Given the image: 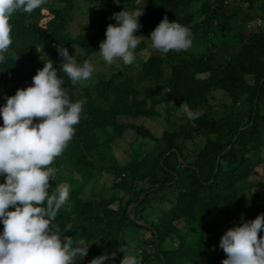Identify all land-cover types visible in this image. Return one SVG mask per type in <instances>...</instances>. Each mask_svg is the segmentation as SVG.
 Segmentation results:
<instances>
[{"label": "trees", "instance_id": "16d2710c", "mask_svg": "<svg viewBox=\"0 0 264 264\" xmlns=\"http://www.w3.org/2000/svg\"><path fill=\"white\" fill-rule=\"evenodd\" d=\"M124 8L144 9L139 21L145 30L164 16L178 20L190 29V47L150 51L141 67L148 81L143 87L122 70L106 78L94 71L73 85L58 46L78 63H91L108 24L116 23L112 14ZM92 9L93 17L75 32L77 14ZM258 16H264V0H45L10 18L0 105L5 94L30 86L50 59L69 98L86 99L73 138L50 165L56 172L49 182L50 192L69 188L54 223L70 228L73 246L80 239L90 243L85 262L77 264H88L104 248L116 249V264L124 254H137L140 264H221L222 235L264 212V180L253 178L264 166V28L254 24ZM143 33L137 32L143 36L135 53L150 50ZM161 105L179 113L161 136L122 120L156 118ZM130 129L142 145L154 142L153 149L149 142L139 151L122 149L119 140ZM104 177L123 195L101 189L98 196Z\"/></svg>", "mask_w": 264, "mask_h": 264}, {"label": "clouds", "instance_id": "9594fccd", "mask_svg": "<svg viewBox=\"0 0 264 264\" xmlns=\"http://www.w3.org/2000/svg\"><path fill=\"white\" fill-rule=\"evenodd\" d=\"M44 2L0 0V64L12 43L10 18L20 10L31 13ZM143 12L124 8L112 14L116 23L108 24L98 51L107 64L117 59L124 64L134 61L143 36L137 35ZM148 40L154 50L167 54L187 50L191 34L187 26L164 16ZM58 54L73 85L91 78L95 68L88 60L78 63L65 46H58ZM64 83L50 59L37 70L30 86L18 88L11 96L5 94L6 102L0 105V223L4 226L0 231V264H77L88 255L90 243L80 239L73 246V238L67 235L70 228L54 223L69 199V188L59 185L49 191L56 172L50 165L73 138L86 103V99L73 102ZM262 229L264 212L229 228L219 242L226 253L221 264H264V236L258 235ZM116 255L115 251L104 252L88 264H116ZM119 264H140V258L124 254Z\"/></svg>", "mask_w": 264, "mask_h": 264}, {"label": "rangeland", "instance_id": "374dc122", "mask_svg": "<svg viewBox=\"0 0 264 264\" xmlns=\"http://www.w3.org/2000/svg\"><path fill=\"white\" fill-rule=\"evenodd\" d=\"M85 10H87V7L84 6V4H83V11H85ZM93 15H94L93 9L91 12H87V13L84 12V13L77 14V16L75 17V21L73 23V28H75L74 31L76 32L77 29L80 27L81 20L91 19L93 17ZM258 17H257L256 23L254 21V24L259 26V19L261 17L260 16H258ZM251 25L252 24H249V27ZM249 27L246 29V32L248 30H250ZM255 28H257V27H255ZM85 29H86L87 33L92 34L93 31H91L90 29H87V28H85ZM141 29L144 31L143 34H144L146 42L149 44L150 50L143 51L141 53H135L134 52L135 59L131 64H124L123 61L120 59H117L112 64H107L102 59L100 54L97 53L94 57H91V63L94 65L96 78L110 77L114 72H118L119 70H122V71H126V72L131 73L135 77V79L138 81L139 87H143V85L148 83V81L146 79H143V75L141 72L142 63H143L144 59L149 55L150 51H157V50H154L151 47L152 42L150 40H148L150 38L151 31L149 29L145 30V28H143V27H141ZM158 108H159L160 114L156 118H145V117H143V118L141 117L138 119L137 118H135V119L123 118L122 120L127 121V122L129 121V123H136V124L151 128L155 135L161 136V134L165 128H167L168 126L171 127L172 124L174 123V121H177L179 119V118H176V116L179 117V113H177V112L175 113L174 110L171 109L172 113L168 114L166 107L164 105L163 106L161 105ZM167 120L168 121L170 120L171 123H168ZM147 142H149V144H150L149 149L150 150L153 149L154 142L150 143V141H146V144H147ZM142 144L143 143H141V139L138 138L136 132L132 129L128 130V132L125 134V136L119 140L120 147L126 151L127 150L132 151V149H133V151L134 150L139 151V150H142L143 147L148 146L145 144V142H144V145H142ZM77 177L80 178L79 175H77ZM253 178H255L257 180H264V166L259 167L256 170V173L254 174ZM101 181H103V183L106 185V187H104V188L100 187V190L98 192L99 193L98 196H100V194H104V193L105 194L106 193L112 194L114 192H116V193L118 192V194L123 195L122 190H119V189L113 190L112 180H108V178L105 179V177H104V180H101ZM0 182H3V177H0ZM65 186L68 187V184H65ZM101 189L104 190V193L101 192ZM255 191H257V189H255ZM118 204L119 203L116 202L113 205V207H118ZM9 210H13V209L10 207ZM131 210L133 212V206L131 207ZM3 227H4L3 224L0 223V231L3 230ZM146 239L147 240L151 239V234L149 232L146 233ZM103 250L105 252H111V251H115L116 249L115 248H104ZM85 260H86V258H84V260L82 262L84 263Z\"/></svg>", "mask_w": 264, "mask_h": 264}, {"label": "built area", "instance_id": "2783aa9c", "mask_svg": "<svg viewBox=\"0 0 264 264\" xmlns=\"http://www.w3.org/2000/svg\"><path fill=\"white\" fill-rule=\"evenodd\" d=\"M259 25H262V27H264V17L259 19Z\"/></svg>", "mask_w": 264, "mask_h": 264}]
</instances>
